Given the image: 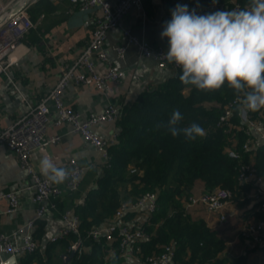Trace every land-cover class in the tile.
Wrapping results in <instances>:
<instances>
[{"label":"crops","instance_id":"crops-1","mask_svg":"<svg viewBox=\"0 0 264 264\" xmlns=\"http://www.w3.org/2000/svg\"><path fill=\"white\" fill-rule=\"evenodd\" d=\"M109 1L115 3L117 0ZM166 2L167 0L143 1L141 8L129 9L123 24L109 32L105 49L112 64L125 71L121 82L112 83L106 91L97 90L94 83L86 87H80L75 83L66 86L64 100L79 111L83 119L92 112L103 111L109 104H115L121 109L124 105L134 102L141 93L157 88L177 73L171 67H158L153 57L144 56L139 45L130 42L125 35V30L128 29L140 40L150 42L154 47L163 46L168 50L167 38L162 39L160 35L164 22L167 21ZM34 4L29 9V15L35 26L24 36L13 55L15 62L9 73L0 74V129L25 114L30 105L37 104L58 83L65 69L75 62L92 37L95 10H83L79 4L71 0H39ZM119 46L124 47L123 54L118 52ZM258 112L264 122V109ZM92 128L102 138L120 133L119 120L98 123ZM52 134L61 135V141L34 154L36 169L40 171V160L45 155L50 156L58 167L64 168L69 159L75 157L83 166L82 180L75 192L63 188V193L52 200L56 206L38 222L36 229L31 233L40 242L42 249L52 245L50 255L55 264H64L65 257L72 251L62 240L50 243L49 239L62 226L63 212L69 210L71 216L79 214V207L86 203L88 194L96 187L102 176L106 159L100 150L74 130L72 124H52L48 135ZM252 135L256 143L253 144V148L264 144V127L252 131ZM252 156L253 153L250 159H255V156ZM31 180L27 169L20 166L17 155L6 146L0 145L1 232L11 233L34 216L36 205L32 199L33 191L28 188ZM244 185L245 187L231 198L224 209L227 215L224 222H220L221 213L211 212L204 205L187 209L194 218H203L217 231L218 236L226 241L222 258L229 261L244 259L245 264H264V244L255 243L242 234L248 222L264 219V212L261 210L264 197L256 195L257 187L264 188V181L259 183L255 177H250ZM9 191H18L21 194V207L13 213L7 211L9 201L2 197L3 193ZM204 191V182L198 180L193 193ZM132 216L140 223L150 219L142 209L134 211ZM146 242L147 240L143 241L141 255L136 254L131 247L122 250L118 248V242L111 243L109 246L113 247V252L110 258H107L108 264H145L143 258L146 255L144 253ZM26 255L19 257L18 264ZM177 259L186 264L191 260V256L187 252L181 259ZM193 264L201 263L194 261Z\"/></svg>","mask_w":264,"mask_h":264},{"label":"trees","instance_id":"trees-1","mask_svg":"<svg viewBox=\"0 0 264 264\" xmlns=\"http://www.w3.org/2000/svg\"><path fill=\"white\" fill-rule=\"evenodd\" d=\"M235 1L245 7L249 4V0H215V3H224L225 11H231ZM211 3L213 0H167V21L171 20V11L177 4L187 5L189 11L197 13L198 8ZM212 12L215 11L204 10L197 14ZM180 74L182 69L121 108L118 139L109 148V157L96 187L78 209L86 251L78 260L74 259L75 264H108L107 241L88 237V231L111 220L123 202L136 201L148 191L158 193V209L144 223L150 234L144 245L146 255L172 243L176 248V259L190 253L191 260L186 264L194 261L245 264L244 259L229 261L221 257L226 241L203 218H194L184 200L193 194L198 180L204 182V192L225 188L231 197L239 194L245 187V182L239 179L241 164L251 162L252 153L257 172L264 175V144L244 149L249 136L241 128L238 106L234 108L231 125H227L228 131L227 127L218 124L224 109L237 99L233 89L225 84L219 90L198 91L192 85L183 84ZM176 110L183 116L178 127L195 122L205 129V135L189 141L183 135L173 137L164 127L157 128ZM251 114L257 119L259 112L251 111ZM231 149L240 152L241 157L231 156ZM133 168L136 171H132ZM132 213L127 212L126 218ZM76 237L72 234L62 242L70 246ZM51 250L52 245H49L43 251L27 254L19 264H55Z\"/></svg>","mask_w":264,"mask_h":264},{"label":"built area","instance_id":"built-area-1","mask_svg":"<svg viewBox=\"0 0 264 264\" xmlns=\"http://www.w3.org/2000/svg\"><path fill=\"white\" fill-rule=\"evenodd\" d=\"M38 0H6L0 1V74L9 73L14 64L16 50L21 45L24 36L35 26L29 15V8ZM77 3L83 10L91 9L96 11L94 29L88 46L82 51L75 62L63 72L59 82L35 105H30L29 110L15 121L0 129V145L6 146L13 151L22 168L27 169L32 180L28 185L33 191V201L36 205L34 216L26 223L18 226L11 233L0 231V264H6L8 259L15 257L17 261L21 255L43 251L42 245L36 240L32 233L38 222L56 205L52 201L63 193V188L71 192L79 189L83 166L75 157L69 159L66 169L70 172V178L62 184L51 183L35 167L33 156L39 150L50 147L51 144L61 141V135H48L52 124H72L75 131L81 133L84 139L103 153L107 160L109 148L116 143L119 134L114 133L109 138H102L96 133L92 126L98 123L118 120L121 117V109L115 104H109L101 112H92L83 119L81 113L68 105L63 98L64 90L69 83H75L80 87H86L94 83L99 91H106L112 83H119L125 76V71L117 68L111 62L110 56L105 49L108 34L112 29L121 26L129 9L142 7L145 0H117L115 3L109 0H71ZM224 3H211L203 8H198L197 13L204 10L225 11ZM245 8L235 1L231 10ZM125 35L130 42L139 45L141 53L146 57H153L160 68L171 67L175 71L181 70L174 63H168L166 59L167 49L163 46L154 47L150 42L140 40L137 36L125 30ZM118 52L123 54L124 47L119 46ZM235 106L239 107V116L242 121V129L249 136L244 144L248 150L255 143L252 131L264 127L259 113L255 119L250 110L242 109L238 98L231 102L220 116L218 124L228 131L231 125V118L234 115ZM56 114V115H55ZM233 157H241V153L235 149L229 150ZM253 157V156H252ZM132 171H136L133 168ZM250 177H255L257 182L264 181V175H260L254 166V159L251 162L241 164L240 181L246 182ZM256 195L264 197V188L257 187ZM8 199V212H16L21 207V194L18 191H9L2 194ZM231 193L225 188H218L213 191L193 193L185 198L187 208L196 205H204L207 210L220 214V222L227 219L224 209L231 200ZM142 209L146 216H151L158 209V193L148 191L136 201H125L116 210L108 222L93 227L88 231L87 236L95 240L104 238L107 241L106 258H110L113 252L111 243H119L118 248H132L136 254H142L143 241L148 240L150 234L144 227V222H138L133 216L126 218L127 212H134ZM144 209V210H143ZM264 212V201L261 204ZM63 224L59 231L50 237V243H57L62 239L75 234L77 237L69 246V250H76L70 264H75L86 251L85 239L81 233V220L78 215L71 216V211L62 213ZM244 237L253 240L255 243L264 244V219L248 222L242 230ZM145 264H183L176 259V248L172 243L162 246L161 251L144 255ZM45 264V263H43Z\"/></svg>","mask_w":264,"mask_h":264},{"label":"clouds","instance_id":"clouds-1","mask_svg":"<svg viewBox=\"0 0 264 264\" xmlns=\"http://www.w3.org/2000/svg\"><path fill=\"white\" fill-rule=\"evenodd\" d=\"M160 35L168 40V63L182 69L179 79L183 84L198 91H215L227 84L242 109H264V0H249L241 10L205 15L177 4ZM182 120L176 110L157 128L164 127L173 137L183 135L189 141L205 135V129L195 122L178 127ZM39 167L53 184L70 178L69 170L58 167L50 156L45 155Z\"/></svg>","mask_w":264,"mask_h":264},{"label":"water","instance_id":"water-1","mask_svg":"<svg viewBox=\"0 0 264 264\" xmlns=\"http://www.w3.org/2000/svg\"><path fill=\"white\" fill-rule=\"evenodd\" d=\"M76 250L73 248L70 255L66 256L64 259V264H68V261L75 255ZM6 264H18V261L15 257H11Z\"/></svg>","mask_w":264,"mask_h":264},{"label":"rangeland","instance_id":"rangeland-1","mask_svg":"<svg viewBox=\"0 0 264 264\" xmlns=\"http://www.w3.org/2000/svg\"><path fill=\"white\" fill-rule=\"evenodd\" d=\"M185 201V200H184ZM185 203V206H187V204H186V202H184ZM201 205V204H200ZM153 215V214H152ZM147 217V216H146Z\"/></svg>","mask_w":264,"mask_h":264}]
</instances>
